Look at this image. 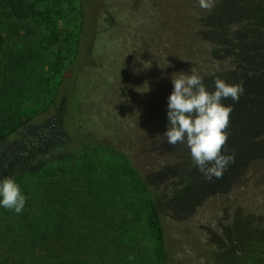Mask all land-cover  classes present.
<instances>
[{
    "label": "rangeland",
    "instance_id": "obj_1",
    "mask_svg": "<svg viewBox=\"0 0 264 264\" xmlns=\"http://www.w3.org/2000/svg\"><path fill=\"white\" fill-rule=\"evenodd\" d=\"M132 1L89 2L95 3L96 7L102 4L101 9L109 7L111 14L99 21L90 12L83 45H88L98 35L95 60L88 62L87 52L82 54L66 76L65 91L72 113L71 130H78L73 146L78 147L85 142L84 138L92 137L97 143L131 152L134 163L161 193L159 205L167 231L169 264H196L202 257V242L206 240V234L198 233L200 223L214 229L219 226L217 224L228 225L237 211L239 215L249 214L259 235L264 236V182L259 181L247 166V156L251 155L247 145L233 154L234 161L220 178L221 184L215 182L204 185L205 188L196 186L190 189L182 187L176 176L181 172L179 164L168 165L164 161L174 151L161 149L158 155L140 151L150 149L155 141L151 139V134L157 136L161 131V126L157 128V121L161 122L165 116L169 95L168 90L161 86L162 81H170L173 87L172 73L187 68L183 57L185 52L195 50L196 40L183 34L185 28H191V24L183 25L178 17L181 9L179 0H140L138 4L135 3L138 0ZM62 3L63 18L68 20L72 15L69 16L66 0H47L45 9L50 13L44 14L39 21L29 20L17 26L7 21L1 24L8 39L5 45L0 46V91L8 86L9 94L0 97V109L10 116L40 110L53 96L58 77L74 55L73 41L66 38L68 26L51 9L60 7ZM115 4L124 7V10L134 7L138 10L127 13L121 19L115 14ZM144 12L148 17L141 15ZM52 33H55L57 41L49 40ZM125 42L136 47L140 45L141 54L149 63L143 61L142 68L141 64H135L133 52L126 53L123 49ZM3 64L11 69L3 72L1 67L6 68ZM22 65L30 71L20 70L11 74L12 70ZM151 67L162 72L155 80L149 76ZM137 69H142L144 74H136ZM242 145L241 142L239 146ZM234 147L232 144L229 151H233ZM259 151L254 146L255 164L262 166L264 157ZM126 168L121 158L104 152L102 148H94L81 151L69 161L52 164L46 170L17 182L27 200L20 214L0 208V264H18L20 259L27 264L37 261L38 250L22 242L28 220L54 216L71 208L72 216H78L76 207L85 196L102 200L113 197L116 205H128L127 199H133L138 190ZM110 173L123 174L121 189H103L96 181L98 174L106 177ZM261 175H264L263 170ZM60 193L67 195V204L52 201L53 196ZM200 193L203 196L208 193L210 201L199 202ZM121 211L117 212L116 221L108 218L110 223L107 224L126 222L124 230L119 227L113 231L100 225L103 218L99 216L94 217L97 219L94 223L79 218L82 229L86 232L90 230V234H101V248L110 251L109 257L105 253L91 256V263L162 264L156 251L155 234L148 227L146 214L133 216L129 208ZM113 237L119 238V244L108 247L105 240ZM27 239L30 240L28 236Z\"/></svg>",
    "mask_w": 264,
    "mask_h": 264
},
{
    "label": "trees",
    "instance_id": "obj_2",
    "mask_svg": "<svg viewBox=\"0 0 264 264\" xmlns=\"http://www.w3.org/2000/svg\"><path fill=\"white\" fill-rule=\"evenodd\" d=\"M66 2L69 7V16L72 15L68 20L63 18V3L60 7H51V9L52 13L61 22L63 19V23L68 26L66 38L67 40L71 38L73 41L74 55L58 77L53 96L40 110L16 117L0 109V178L12 176L19 182L25 177L46 170L52 164L69 161L81 151L102 148L104 152H109L126 163V171L138 191L133 199L125 198L129 200L126 206L116 205L113 197L102 200L85 196L80 199L81 204L76 207L78 216H72L71 208L64 209L63 213L54 216L28 220L22 242L38 250L37 261L30 264H92L91 256L96 257L105 253L109 257L110 251L107 252L99 244L102 239L101 234H90V230L84 231L80 226L82 222L79 218L82 217L88 219L89 223H94L97 220L94 217L99 216L103 218L102 222L98 221L100 225L113 231L119 227H123L124 230L126 222L120 221L108 225L107 223L110 222L107 219L116 221L117 212H123L121 210L125 208L133 211V216L146 214L148 227L155 234L156 251L160 262L169 264L167 231L162 208L159 205L161 193L134 163L131 152L114 145L97 143L92 137H83L85 142H81L78 147L73 146V138H77L78 130L76 132L71 130L72 113L68 105V94L65 91L66 76L82 54L87 52L88 62H94L98 35L91 43L83 45L85 25L91 16L90 12H93L94 19L98 18L101 21L110 13V8L101 9L102 4L96 7L95 3H89L91 0H66ZM139 2L140 0L135 3ZM46 4L47 0H0V46L5 45L8 39L1 27L3 21L10 22L12 25L29 20L39 21L44 14L50 13L45 9ZM178 4L181 7L178 17L182 19V24H191V28H185L183 34L195 39L196 44L195 50L192 53L185 52L183 57L184 62L188 64L187 68L182 66V69L172 73V77L181 75L180 72L188 73L192 68L203 78L209 91L214 90L215 78H221L229 84L243 86L244 92L238 102L232 101L231 98L223 101L224 104L233 105V111L230 113L226 129L228 139L222 149L224 153L233 155L247 145V151L251 153L249 157L247 156V166L257 175L259 181L264 182V175H261L264 165L257 166L255 164L257 158L254 156V146H257L264 157V145H262L264 140V0H215V7L211 11L201 9L198 0H179ZM115 8L116 16L121 19L127 13L132 14L138 10L135 7L124 10V7L116 4ZM141 15L148 17L145 12ZM54 36H56L55 33H52L49 40L57 41ZM185 39L183 36V40ZM123 49L127 51L126 53L133 52V62L141 64V68L143 63H149L145 59L146 56L141 54L140 45L136 47L125 42ZM3 65L6 67L4 69L1 67L3 72L11 69L9 65ZM152 67L149 76L155 80L162 72ZM20 70L30 71V68L22 65L15 71L12 70L11 74ZM135 73L144 74L142 69H137ZM162 83L161 86L165 87L170 94L173 90L170 81L163 80ZM8 94V86L0 91V97ZM166 102L168 104V98ZM165 111L161 122L157 121V128L161 126L160 133L157 136L154 134L150 136L155 140L152 147L148 150L140 149V151L142 153L148 151L153 153L152 155H158L161 149L166 148V150L174 151L164 161L168 165L179 164L181 172H178L176 176L184 188L204 187L215 182L221 184L220 178L205 179L203 173L193 165L186 144L169 145L167 143V138L163 135L168 127L167 106ZM241 142L243 145L239 146ZM232 144L235 147L233 151H229ZM122 178L123 174L119 173H110L106 177L98 174L96 181H99L103 189L107 187L109 190H116L122 188ZM120 193L122 194L123 191ZM209 194L203 196L200 193L199 202L204 204L210 201ZM66 197V194H56L52 201L67 204ZM48 200L51 202V199ZM234 214L236 216L231 218L230 224L224 226L217 224L219 226L215 229L200 223L198 233L206 234V240L202 242V257L200 256L196 264H264V236L259 235L255 222L249 214L239 215L237 211ZM105 243L108 247L118 245L119 238L106 239ZM18 264H27V262L20 259Z\"/></svg>",
    "mask_w": 264,
    "mask_h": 264
},
{
    "label": "clouds",
    "instance_id": "obj_3",
    "mask_svg": "<svg viewBox=\"0 0 264 264\" xmlns=\"http://www.w3.org/2000/svg\"><path fill=\"white\" fill-rule=\"evenodd\" d=\"M198 5L211 11L215 0H198ZM180 73L172 77L173 90L167 104L168 127L163 135L169 145L186 144L193 165L205 179H219L234 161V155L222 151L228 139L226 129L233 111V105L223 101L231 98L238 102L244 92L243 86L215 78L214 90L209 91L194 69ZM26 200L14 177L0 178V208L20 214Z\"/></svg>",
    "mask_w": 264,
    "mask_h": 264
},
{
    "label": "water",
    "instance_id": "obj_4",
    "mask_svg": "<svg viewBox=\"0 0 264 264\" xmlns=\"http://www.w3.org/2000/svg\"><path fill=\"white\" fill-rule=\"evenodd\" d=\"M224 147V146H223ZM222 151H223V149H222ZM230 153V152H229Z\"/></svg>",
    "mask_w": 264,
    "mask_h": 264
}]
</instances>
